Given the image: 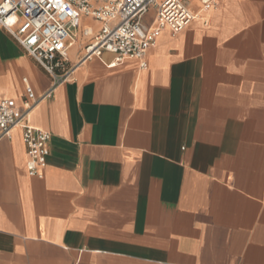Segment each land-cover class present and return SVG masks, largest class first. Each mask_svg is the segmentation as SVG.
Listing matches in <instances>:
<instances>
[{
  "label": "crops",
  "instance_id": "crops-1",
  "mask_svg": "<svg viewBox=\"0 0 264 264\" xmlns=\"http://www.w3.org/2000/svg\"><path fill=\"white\" fill-rule=\"evenodd\" d=\"M192 9L144 68L80 38L60 82L0 27V97L51 135L42 177L0 136V264H264V0Z\"/></svg>",
  "mask_w": 264,
  "mask_h": 264
},
{
  "label": "built area",
  "instance_id": "built-area-1",
  "mask_svg": "<svg viewBox=\"0 0 264 264\" xmlns=\"http://www.w3.org/2000/svg\"><path fill=\"white\" fill-rule=\"evenodd\" d=\"M217 0H0V27L48 74L58 81L66 78L67 52L85 38L82 60L112 54L109 66L128 59L146 67V55L159 32L170 28L183 30L200 10H211ZM149 22L145 16L150 10ZM86 20L97 23L96 29ZM206 23V20H205ZM28 96L33 97L28 88ZM36 100L25 99L24 110L17 113L7 98L0 97V136L9 137L14 126L22 128L30 176L42 177L49 154L50 133L27 123Z\"/></svg>",
  "mask_w": 264,
  "mask_h": 264
}]
</instances>
